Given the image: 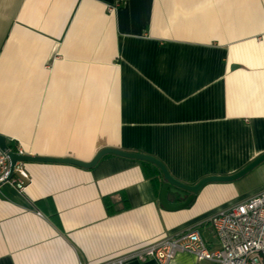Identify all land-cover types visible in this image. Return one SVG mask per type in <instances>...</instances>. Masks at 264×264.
I'll use <instances>...</instances> for the list:
<instances>
[{"label":"crops","instance_id":"0c3cea01","mask_svg":"<svg viewBox=\"0 0 264 264\" xmlns=\"http://www.w3.org/2000/svg\"><path fill=\"white\" fill-rule=\"evenodd\" d=\"M0 134L26 154L143 152L185 184L237 171L264 152V0H0ZM24 167L23 191L0 185V264H100L190 228L215 250L207 218L264 189L208 183L167 211L145 161Z\"/></svg>","mask_w":264,"mask_h":264},{"label":"built area","instance_id":"2783aa9c","mask_svg":"<svg viewBox=\"0 0 264 264\" xmlns=\"http://www.w3.org/2000/svg\"><path fill=\"white\" fill-rule=\"evenodd\" d=\"M9 150L24 154L19 146ZM8 170V156L0 149V183L7 178ZM6 182L14 184L18 191L24 190L29 182L24 162L17 161L14 164L13 175ZM37 214L41 215L40 212ZM207 221L219 244L215 250H209L199 231L190 228L100 264H128L131 258L153 259L157 264H170L180 252L190 253L197 260L218 264H264V189L215 211Z\"/></svg>","mask_w":264,"mask_h":264},{"label":"water","instance_id":"95a60500","mask_svg":"<svg viewBox=\"0 0 264 264\" xmlns=\"http://www.w3.org/2000/svg\"><path fill=\"white\" fill-rule=\"evenodd\" d=\"M235 66H231L233 68ZM0 149L5 151L9 159V170L7 178L0 183L4 184L13 175L14 164L17 161L22 162H44V163H61L78 166L81 168L90 169L94 167L97 162L105 155L112 154L124 158L135 159L139 161H145L154 165L161 173L162 183L159 190V204L167 211H176L189 206L195 199L198 192L208 183H228L236 181L243 177L255 166L264 161V152L253 158L246 165L238 169L237 171L226 175H209L201 178L195 184H185L176 178H174L163 162L156 157L143 153L126 151L116 147L106 146L100 148L95 155L89 161H82L70 156H44L35 154H18L9 150L6 142V138L0 134Z\"/></svg>","mask_w":264,"mask_h":264},{"label":"rangeland","instance_id":"374dc122","mask_svg":"<svg viewBox=\"0 0 264 264\" xmlns=\"http://www.w3.org/2000/svg\"><path fill=\"white\" fill-rule=\"evenodd\" d=\"M263 162L255 166L243 177L234 181L236 185L239 186L241 191L248 192L254 187L264 183V167H262Z\"/></svg>","mask_w":264,"mask_h":264},{"label":"trees","instance_id":"16d2710c","mask_svg":"<svg viewBox=\"0 0 264 264\" xmlns=\"http://www.w3.org/2000/svg\"><path fill=\"white\" fill-rule=\"evenodd\" d=\"M7 145L12 150H15L16 149V146H17L16 142L15 141H12V140H8L7 141ZM104 203H105V206H106V210H107V212L109 214H112V213H114L116 211L115 209H113L112 207L109 206L108 198H104Z\"/></svg>","mask_w":264,"mask_h":264}]
</instances>
